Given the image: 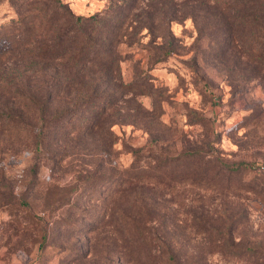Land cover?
Masks as SVG:
<instances>
[{"label":"rangeland","instance_id":"374dc122","mask_svg":"<svg viewBox=\"0 0 264 264\" xmlns=\"http://www.w3.org/2000/svg\"><path fill=\"white\" fill-rule=\"evenodd\" d=\"M0 264H264V0H0Z\"/></svg>","mask_w":264,"mask_h":264},{"label":"trees","instance_id":"16d2710c","mask_svg":"<svg viewBox=\"0 0 264 264\" xmlns=\"http://www.w3.org/2000/svg\"><path fill=\"white\" fill-rule=\"evenodd\" d=\"M246 2V0H241ZM248 2H254L256 0H247ZM151 8H157L156 4H149L147 5ZM108 14V13H107ZM107 14H95L90 17H77L76 22L70 21L68 29H62L59 28L57 31V35L55 36V39L53 40V43H55V46L60 48V51L63 52V54L66 52V50L70 47V41L78 40V37H83V42L80 45V48L77 52V59L79 61L92 64L95 62V68H92L90 70L87 69V72L90 74L92 73H98L99 78L98 81H96V84L94 85L91 94H99L104 93L107 91V84L108 82H104L107 80V78H110L113 68L115 67V62L118 59V54L116 52H111V48L109 50L108 47H103L104 52L102 54H97L95 57L88 54L92 48V30L98 29V30H105V37L103 38V44L111 43L112 40H114V37L119 36V33H117V28L110 27L111 23V17L107 16ZM73 18V16H72ZM142 23V22H141ZM151 23L145 22L141 25V28H148ZM91 29V30H90ZM123 35V34H122ZM126 36V34H125ZM108 40V41H107ZM109 46V45H108ZM100 47V46H98ZM110 47V46H109ZM60 56V55H59Z\"/></svg>","mask_w":264,"mask_h":264}]
</instances>
